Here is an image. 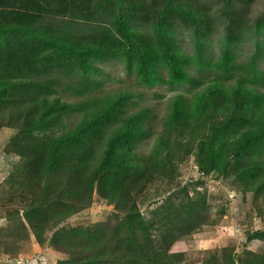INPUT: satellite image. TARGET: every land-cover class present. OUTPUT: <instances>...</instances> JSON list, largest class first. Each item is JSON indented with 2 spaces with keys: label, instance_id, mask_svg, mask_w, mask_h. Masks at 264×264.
Masks as SVG:
<instances>
[{
  "label": "trees",
  "instance_id": "16d2710c",
  "mask_svg": "<svg viewBox=\"0 0 264 264\" xmlns=\"http://www.w3.org/2000/svg\"><path fill=\"white\" fill-rule=\"evenodd\" d=\"M135 1L112 0V9L118 14L111 12L108 18L112 16V27L116 31L106 26L110 25L109 21L105 25L95 23L89 33L86 29L73 27L80 20L72 18L62 23L65 26L60 31L53 28L42 13L35 17L27 14L28 24L13 22L5 26L0 23V49L5 52L0 74L8 78L0 77V96L12 91L15 87L11 88V85L20 76H27L28 81L21 86L33 92L30 99L31 114L34 115L32 123L39 122L44 126V136L38 139L29 132V135L25 133L22 136L26 138L20 141L27 140L25 143L32 146L19 147L14 143L10 150L7 148L8 152L14 151L19 160L9 173L15 175L12 177L15 187L9 196L10 203L22 205L39 193V201H42L41 196L45 198L43 204H46L47 220L63 202L64 208L57 212L64 218L75 210L70 198L75 202L80 196L89 195L95 187L103 197L114 202L113 205L119 206L124 204L129 191L140 192L145 181L157 179L168 168L174 170L181 157L189 151L196 159L197 180L205 178L214 168H219L218 175L224 173L231 159L236 158L241 163L234 178L237 186L253 194L264 187V70L258 63L261 59L258 55L262 52L257 53L264 44V39L259 38L264 29V1L263 8L251 21L254 29H249L248 25L245 27L243 13L255 0L209 1V6L203 4L207 6V11L204 7L191 6L195 1L204 3V0H181V5L177 0H141V5H134ZM123 5L130 7L132 17L125 19L119 15ZM211 6L219 10L213 11ZM156 19L159 22L155 23ZM179 20L195 25L199 39L207 36L209 31L222 27L218 56L213 59L210 55L203 56L197 52L189 54L171 46L172 32L178 30L176 21ZM247 29L255 37L252 41L255 51L252 49L247 59L241 61L237 48L248 35ZM144 30L157 31L165 49L151 48L149 40L144 38ZM133 34L135 38L142 35L139 42H135L140 47L135 55L123 43V39ZM114 56L123 60L125 70L133 71L136 81L143 85L164 83L170 86L183 83L187 78L198 83L200 81L196 77L189 78L191 64L195 65L199 74L206 67L216 75L209 78L208 89L204 92L193 93L190 97H184L179 92L170 96L168 109L161 120V131L154 137L149 150L142 152L137 146L141 140L139 130L147 123L143 114L147 109L134 107L136 103L127 104L129 102L123 92L98 90V86L93 85V78L89 77L97 70L94 62L110 60ZM37 74L43 75V79L36 78ZM14 78L16 81H13ZM16 97L13 98L18 102ZM210 107L229 111V118L222 120L224 127L221 126L220 134L213 132L198 141L195 147H190L186 141L176 142L171 138L194 122H200L198 117L207 113ZM49 109L53 110L51 114ZM66 109L72 112L71 116H65L66 124L53 127L52 122L59 120ZM57 128L60 131L57 132ZM229 136H235L234 140L225 145ZM29 140L39 141L34 144L35 141ZM242 152L246 153V158ZM93 153L98 158L93 157ZM220 157L223 161L219 160ZM91 162L95 164L90 166ZM52 172L55 173L50 183L53 187L46 190L41 181ZM187 185L189 181L183 182L178 187L179 191L183 192ZM54 191L55 205L50 207L49 197ZM171 193L167 191L161 197L163 206L159 209H162V217L154 218L153 214L143 216L136 207L128 206L121 221L122 228H117V232L101 237L96 232L103 226L96 228L82 248L86 254L89 253L83 264H96L100 254L109 249L104 244L109 237H114L127 248L119 251L116 259L121 263L118 264H178L183 254L168 253L165 248L182 231L199 228L202 220L196 211L199 205L203 207L204 200L202 196L193 199L185 195L181 201H176ZM86 198L89 202L90 195ZM156 201L149 200L151 203ZM167 205L171 208L168 209ZM84 207L87 204L81 208ZM33 215L38 216L37 213ZM26 218L28 222L32 219ZM47 220H41L43 225ZM150 228L156 230L155 236H149ZM262 235L261 230L255 229L245 238L248 241ZM250 257L259 256L253 252Z\"/></svg>",
  "mask_w": 264,
  "mask_h": 264
},
{
  "label": "rangeland",
  "instance_id": "374dc122",
  "mask_svg": "<svg viewBox=\"0 0 264 264\" xmlns=\"http://www.w3.org/2000/svg\"><path fill=\"white\" fill-rule=\"evenodd\" d=\"M137 1L134 2V5H141V0ZM209 1L219 0H204V3L195 1L191 6L194 4L197 7H204L207 11ZM262 1L264 0H255L249 5V9L244 11L245 27L248 25L249 29L255 28L251 21L263 8ZM111 2L112 0H0V23L5 26L13 22L19 25L28 24L27 14L35 17L38 13H42V16L47 18V22L51 23L53 28H59L60 31L65 26L62 23L70 18L80 20L73 27L86 29L88 32L91 31L95 23L101 22V25H105L109 21H111L110 25L106 24V26L108 25L116 31L112 27V16L110 19L108 18L111 12L118 14V11L115 12L112 9L114 4ZM177 3L181 5V0H177ZM122 8L124 9L120 10L119 15L123 18L127 19V17L133 16L132 11H129L130 7L123 5ZM211 8L213 11L219 10L216 6H211ZM139 15L140 11H138ZM179 21H176L177 26H179L178 30L172 32L171 46L173 45L176 49L189 54L197 52L203 56L210 55V58L213 59L218 56V49L222 40L221 34L223 33L222 27H217L216 31H209L207 36L199 39L195 33V25L190 26L188 21ZM156 22L159 20L156 19ZM186 23L189 25H185ZM141 26L139 28H142ZM143 32L144 38L149 40L151 48L165 49V45L160 42V34L158 35L157 31L144 30ZM140 38H135L133 34V36L123 39L127 50L132 51L134 55V52L140 48L135 45V42H139ZM254 38L252 31L248 30V35L238 45L237 50L241 61L247 59L252 49L255 51V48H252ZM259 38L264 39V29ZM157 40L161 46L159 43L157 45ZM257 53H261L258 55L261 58L258 63L264 70V44ZM4 55L5 52L0 49V64L3 62ZM111 58L110 60L103 59L94 62L93 64L97 65V70L91 73L89 77L90 79L93 78V85L98 86V90L107 93L123 92L129 102L127 104L136 103L134 107L142 106L147 109L143 112L147 119V127L143 126L139 130L141 140L137 146L142 152L149 150L154 137L161 131V120L168 109L167 101L170 96L179 92L184 97H190L193 93L204 92L208 89L209 78L216 75L213 71L209 72L206 67L199 74L195 71V65L191 64L192 66L188 68L191 75L189 78L195 79L194 77H196L200 81L198 83L187 78L183 83L170 86L164 83L143 85L136 81L133 71L125 70L123 60L115 56ZM155 62L157 61L153 63ZM144 63L146 64L145 60ZM188 65L189 63L185 66L188 67ZM0 77L7 78L6 75L1 74ZM37 77L40 80L43 79L41 74H37ZM13 81H16L15 78ZM27 81V76H20L15 82L16 84L11 85V88H15L7 95L0 96V264H83L89 253L86 254L82 248L87 244V239L92 236L96 228L103 226L102 230L96 232L101 237L117 232V228H122L121 221L126 216L128 206L136 207L143 216L153 214L154 218L162 217V209L159 207L163 206L161 197L167 191L172 192L171 197L176 201H181L180 199L185 195L193 199L196 196H202L204 200L203 207L200 208L199 205L196 211L202 220L199 223V228L192 231H182L165 248L168 253L181 252L183 254L178 264H264V187L258 188L253 194L252 192H245L237 186L234 178H236L235 174L241 163L237 162L236 158L231 159V164L224 173L218 175L219 168H214L205 178L197 180L196 159L192 151H189L181 157L174 170L168 168L163 170L157 179L152 178L145 181L140 192L131 193L129 191L127 199L123 201L124 204L113 205L114 202L103 197L101 191H97L94 187L89 194V202L86 201V197L89 195L78 196L79 198L75 202L70 198V203L73 202L75 210L64 218L60 217L61 215L57 210L64 208L65 202L47 220L46 204H43L45 198L41 196L40 200L42 199V201H39V193L35 197L29 198L30 201L24 202L22 205L10 203L9 196L15 187V181L12 177L15 175L9 173L13 171L12 168H15L16 162L19 160L18 155L14 151L8 152L7 148L10 150L14 143L19 147L21 145L22 147L32 146L25 143L27 140L25 142L20 141L25 140L26 137L22 136L28 132L32 136L35 135V139L41 135L44 136L42 133L44 126L42 127L39 122L37 124L32 123L34 115L31 114L33 108L30 99L33 92L28 88L23 89L21 86ZM100 86L101 88H99ZM11 94L13 95L11 96ZM21 96L22 99L20 100ZM13 97L19 99L18 102H15ZM52 112L53 110H50V114ZM71 114L72 112L66 109L59 119L62 121L54 120L52 126L63 127L66 124L65 116H71ZM198 118L200 122H194L188 129L171 138L176 142L186 141L190 147H195L198 141L207 138L213 132L218 134L222 132L224 127L222 120L229 118V111H219V108L210 107L207 113H203ZM58 128L57 132L60 131ZM234 137L229 136L225 145L230 141L232 142ZM29 141H35L34 144H36L39 140ZM225 151H228L227 147ZM219 155L222 154L219 153ZM92 156L98 158L95 153ZM243 157L246 158V155ZM219 160L223 161V157H220ZM94 164V162L89 163L90 166ZM52 173L48 178L43 177L41 181V185L46 187V190L53 187L50 183L55 173ZM161 178L163 180L159 181ZM187 181H189V185L183 192L179 191L178 187ZM55 199L54 191L49 197L50 207L55 205ZM169 199L171 198L169 197ZM149 200L157 201L151 203ZM128 202L133 204H128ZM85 204L87 207L82 209L81 207ZM167 208L170 209L171 205H167ZM33 213H37L38 216L35 217ZM27 216L32 218L29 222ZM41 218L46 219L47 223L43 225ZM255 229L261 230L263 235L246 241V234ZM155 233L156 230L150 228L149 236H155ZM104 244L109 246V249L103 255L100 254L96 264H118L120 261L116 258L119 251H124L127 248L121 242L115 241L114 237L107 238ZM91 252L93 251L91 250ZM253 252L259 257L251 258ZM68 258L71 259L66 262L65 260ZM147 264L149 263L147 262Z\"/></svg>",
  "mask_w": 264,
  "mask_h": 264
}]
</instances>
